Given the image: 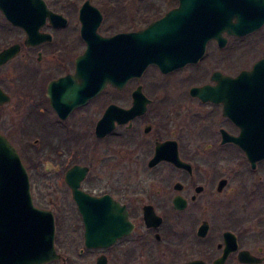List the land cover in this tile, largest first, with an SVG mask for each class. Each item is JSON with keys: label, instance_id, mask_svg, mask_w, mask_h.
Returning a JSON list of instances; mask_svg holds the SVG:
<instances>
[{"label": "flooded vegetation", "instance_id": "1", "mask_svg": "<svg viewBox=\"0 0 264 264\" xmlns=\"http://www.w3.org/2000/svg\"><path fill=\"white\" fill-rule=\"evenodd\" d=\"M86 1L101 13L97 33L102 37L135 32L155 20L148 21L151 11L139 16L137 0H103L114 9L115 25L102 34L104 15L91 0H43L44 9H33L37 28L31 34L25 27L27 13L21 17L25 25L16 24L11 0H0V156L11 162L6 152L13 148L29 183V190L0 186V245L29 214L35 216L36 230L40 214L48 211L57 258L41 264H264V157H249L235 141L244 135V142L261 143L255 151L264 149V139L257 140L264 137V82L231 81L264 59V23L244 36L222 33L208 40L196 61L172 71L148 66L145 71L151 67L161 76L151 85L160 94L154 101L140 84L145 71L119 86L106 82L89 96L79 90L92 77L79 20ZM177 5L178 0L168 10ZM28 39L38 43L27 44ZM93 77L99 80L97 73ZM138 88L149 102L142 113H125ZM155 102L161 107L154 109ZM109 113L120 120L98 136L97 123ZM91 139L115 143L125 148L122 156L134 158L118 162L115 177L103 179L108 185L93 181L90 167L79 162ZM48 151L51 163L43 159ZM202 152L211 159L204 161ZM175 157L179 164L168 159ZM74 166L86 169L81 191L116 202L111 211L106 203L91 211V244L65 180ZM140 169L147 177H140ZM44 172L58 175L51 181L62 184L67 194L46 197ZM106 211L113 218H106ZM109 222L116 223L115 230ZM65 226L69 242L62 234ZM69 249L76 253L68 255Z\"/></svg>", "mask_w": 264, "mask_h": 264}, {"label": "water", "instance_id": "2", "mask_svg": "<svg viewBox=\"0 0 264 264\" xmlns=\"http://www.w3.org/2000/svg\"><path fill=\"white\" fill-rule=\"evenodd\" d=\"M11 2V20L16 24H24L26 21L21 17H24L26 12L28 21L24 25L28 33L34 32L37 25L31 21V16L33 9L39 8V5L42 9L45 8L43 0H11ZM52 16L57 15L52 14ZM101 17L100 11L88 1L80 9L81 34L87 43L84 55L87 61L85 64L88 67L87 72L91 71L92 77L91 79L86 78L85 85L79 86V90H85L91 94L89 96L102 88L106 82L119 86L130 78H140L150 65L157 66L162 72H169L187 62H194L203 54L206 42L211 39H219L222 33L244 36L258 29L264 23V0H228L227 2H223V0H178L176 7L138 31L119 33L111 37H102L97 33ZM224 42L223 39L221 44ZM37 43L36 40L28 39L27 41V44ZM94 67H96V71H93ZM96 73L99 75V80L93 77ZM231 81L263 83L264 59L255 63L251 71H244ZM191 92L199 94L200 89L193 88ZM133 95V106L125 113L129 111L131 114L142 113L149 101L143 96L140 88ZM52 105L56 108L53 101ZM115 119L118 120L119 117L115 114L111 116L109 113L107 117L100 120L96 126V134L103 136L110 131L114 126ZM246 138L248 137L243 135L236 138L235 141L246 150L249 157L255 156L257 159L264 157V149L257 152L254 148V146L259 148L261 143L244 142ZM260 139L263 140L264 137H257V140L260 141ZM9 149L7 147L6 156H11V162L5 163V160L0 156V179L4 181L15 179L21 183L15 184L6 181L0 186L4 189L21 186L23 189L29 190L27 173L15 150ZM168 159L179 164L177 157ZM251 159L254 160L253 157ZM85 171L84 167L74 166L65 174V180L71 188L85 222L87 244H91L89 237L92 229L88 224V220L92 217L91 211L104 209L102 204L105 203V209L111 211L116 207V202L108 197L96 199L81 191L79 183L84 177ZM76 173L79 176L74 178ZM90 204L92 205L90 206ZM107 211L105 217L113 218ZM35 220V216L29 214L22 219L23 226L19 227L17 233L13 231V236L6 235V240L5 237L2 238L3 241H6V245H0V264H41L57 258L53 247L52 214L48 211H44L43 215L40 214L37 232L33 228L36 224ZM108 227L115 230L116 223L109 222Z\"/></svg>", "mask_w": 264, "mask_h": 264}, {"label": "rangeland", "instance_id": "3", "mask_svg": "<svg viewBox=\"0 0 264 264\" xmlns=\"http://www.w3.org/2000/svg\"><path fill=\"white\" fill-rule=\"evenodd\" d=\"M176 0H137L135 3V7L139 9V16L141 17V11L142 10H147L151 11L153 13V16L149 18L148 21H151L153 19H156L157 17L161 16L166 10H168L171 6L174 5ZM91 2L96 5L98 8H101V12L104 15L103 22L101 24V27L99 28L100 33H105L102 31L104 28H108L110 25L111 27H114L115 22H114V17L112 16L111 13H113L112 9L113 7L108 6L103 0H91ZM112 20V21H111ZM142 22V24H141ZM139 27L144 26V21L139 22ZM246 39H242L241 42L244 43ZM245 64H242V66ZM161 76H159V73L156 71V69L153 68H148L143 76L140 79V84L143 85V90L145 91L146 94L154 101L156 97H159L160 94L156 93L154 94L153 89H152V84L155 81H159ZM161 80V79H160ZM187 104V103H186ZM159 107L160 104H158ZM157 103L155 102L154 104V109L158 107ZM179 111V110H178ZM180 113H182V119L186 120L187 117L184 111L180 109ZM187 122V121H186ZM175 126V125H174ZM174 129V128H173ZM186 129H190L189 126H186ZM91 143L88 145V149L81 153V158L79 162L81 164L87 165L90 167V178H92L93 181H98L102 180L103 182L98 183L101 184L102 186L105 185V183L109 182V179L111 176H114L113 173H116L118 170V162H125V161H131L134 160V158L131 157V155H128L127 158L122 156V153H125V148L115 144V143H110L108 141H97L94 142L92 139L90 140ZM82 148V146H80ZM204 153V152H202ZM202 155V154H201ZM68 158V157H67ZM66 158V159H67ZM123 158V159H122ZM43 159L47 163H51L54 158L53 155L50 154V151L44 152L43 154ZM65 159V158H64ZM107 159V160H106ZM202 159L204 161L210 160L211 155L210 153L203 154ZM106 160L105 165L103 164V161ZM201 160V157H200ZM139 175L141 178L147 177L142 170H139ZM58 175H54L52 172L45 173L43 174V179H44V194L46 197L48 195H61L63 196L64 193L67 194L66 189L64 186L61 184V186H57L58 181L52 182L51 179H54ZM115 177V176H114ZM103 179H108V182H104ZM60 182V180H59ZM101 187V186H98ZM47 199V198H46ZM68 227L65 226L64 229H62V234L63 237H66V240L69 242L68 238ZM67 244L65 243V246ZM69 254L76 253V251L72 252L69 249ZM65 250L61 251V255H64ZM66 254V253H65Z\"/></svg>", "mask_w": 264, "mask_h": 264}]
</instances>
